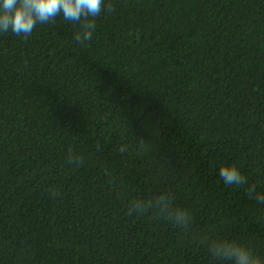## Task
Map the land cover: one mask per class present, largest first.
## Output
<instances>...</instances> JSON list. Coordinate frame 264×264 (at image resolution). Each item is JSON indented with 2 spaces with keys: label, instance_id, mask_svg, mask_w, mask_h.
<instances>
[{
  "label": "trees",
  "instance_id": "1",
  "mask_svg": "<svg viewBox=\"0 0 264 264\" xmlns=\"http://www.w3.org/2000/svg\"><path fill=\"white\" fill-rule=\"evenodd\" d=\"M104 4L83 43L62 16L0 32V264L264 258V0ZM162 194L187 229L130 210Z\"/></svg>",
  "mask_w": 264,
  "mask_h": 264
},
{
  "label": "clouds",
  "instance_id": "2",
  "mask_svg": "<svg viewBox=\"0 0 264 264\" xmlns=\"http://www.w3.org/2000/svg\"><path fill=\"white\" fill-rule=\"evenodd\" d=\"M105 7L104 0H0V32L11 31L25 39L31 35L37 24H46L58 16L72 23H81L82 32L74 39L80 43L89 40L95 27L94 19ZM107 11L113 10L111 3ZM220 178L228 185H242L245 178L236 166L219 170ZM264 203V196L258 197ZM156 208L179 228L187 229L191 216L183 208L174 206L168 194L159 195L148 201H137L130 205L135 213ZM212 257L221 264H264V258L256 255L247 245L229 240L210 241L208 244Z\"/></svg>",
  "mask_w": 264,
  "mask_h": 264
}]
</instances>
